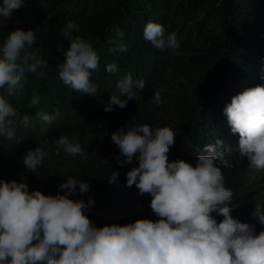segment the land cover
<instances>
[{"label": "clouds", "instance_id": "9594fccd", "mask_svg": "<svg viewBox=\"0 0 264 264\" xmlns=\"http://www.w3.org/2000/svg\"><path fill=\"white\" fill-rule=\"evenodd\" d=\"M25 4L26 0H0V17H10ZM113 31L112 50L127 51L123 31L118 26ZM78 33L76 23L67 20L62 35L70 43L66 49L57 47L65 57L58 65L59 77L77 92L95 94L97 87L90 77L100 56L93 43ZM143 36L160 50L179 48L176 32H166L155 20L146 22ZM36 42L33 28L17 27L0 43V137L17 143L23 138L17 135L13 119L17 110L8 97L23 88L26 73L43 74L39 69L48 62L34 48ZM105 68L108 73L118 72L114 62ZM144 85L131 73L118 79V94L112 92L105 111H113L114 105L126 107L127 98H136L134 89ZM154 100L163 103L160 90L154 91ZM39 101L40 96L33 93L27 106ZM223 112L231 132L239 134L240 155L250 168L264 169V84L233 95ZM57 116L58 112L37 110L35 115L25 113L19 124L29 127L38 119L47 125ZM45 131L42 127L41 132ZM175 135L170 126L152 128L147 123L122 125L111 135L120 149L119 165L138 161L126 173L127 186L135 184L139 194L151 196L156 219L97 225L89 215L94 197L85 200L71 195L91 188L90 181L79 175H69L58 186L67 191L56 194L30 190L26 179L0 178V264H264V228L257 232L254 223L232 215L237 206L231 204L233 191L225 185L222 172V166L230 167L225 156L233 151L232 145L225 146V140L217 138L199 149L194 163L184 158L169 160ZM57 143L66 154L85 155L82 146L68 136L59 137ZM47 155L38 145L23 156L24 165L36 172ZM118 180L119 170L112 171L108 182ZM218 216L223 219L218 221ZM253 216L264 225V209L255 208Z\"/></svg>", "mask_w": 264, "mask_h": 264}, {"label": "trees", "instance_id": "16d2710c", "mask_svg": "<svg viewBox=\"0 0 264 264\" xmlns=\"http://www.w3.org/2000/svg\"><path fill=\"white\" fill-rule=\"evenodd\" d=\"M13 13L6 18L10 30L13 25L33 28L35 45L44 53L59 55L42 75L26 73V83L38 95L53 85L54 92L46 100L49 113L74 95V116L104 135L126 124L170 126L176 135L169 160L184 158L194 163L199 149L223 138L225 146L233 147L225 156L230 167L222 166L225 185L231 188L236 184L242 169L236 148L239 134L231 132L223 108L233 95L264 84V0H26L25 6ZM69 19L100 56L99 66L90 77L97 87L95 94L66 88L59 77L58 65L65 57L57 47L66 49L70 43L62 35ZM149 20L162 23L166 32L175 31L179 48L160 50L145 40L143 29ZM117 26L124 33L127 51H113L109 43ZM113 62L118 72L108 73L105 66ZM128 73L134 80L143 79L144 88L134 89L136 98L121 97L127 98L126 107L114 105L113 111H105L112 92L118 94V79ZM156 90L162 92L163 103L154 100ZM68 115L72 116L70 112ZM74 123L70 124L72 128L76 127ZM109 160L91 168L75 164L66 176L44 160L36 172L11 167L7 172L0 171V178L26 179L30 190L40 188L46 194H56L67 191L58 186L69 175H79L90 181L91 188L86 194L71 195L85 200L89 195L94 197L89 215L97 225L127 223L141 217L156 219L150 207L151 196L139 194L135 184L127 186L126 174L117 183L108 182L111 175L107 164L117 162Z\"/></svg>", "mask_w": 264, "mask_h": 264}, {"label": "rangeland", "instance_id": "374dc122", "mask_svg": "<svg viewBox=\"0 0 264 264\" xmlns=\"http://www.w3.org/2000/svg\"><path fill=\"white\" fill-rule=\"evenodd\" d=\"M5 27H7L6 18L0 17V43L4 40L5 35L3 30ZM17 27L19 26L13 25L11 30ZM11 30L7 27L8 32ZM34 48H37L42 58L48 62L47 66L40 70L42 73L50 69L59 58L57 54L53 56L42 52L41 47L34 45ZM50 86V90L47 89L46 93L39 94L40 101L36 106H27L32 94L37 90L30 89L28 83H26V78L24 80V86L19 93L8 97L13 107L17 110L16 115L13 117L17 121V135L23 139L17 143L15 140H7L4 137H0V171L7 172V169L11 167L27 171L23 162V156L29 149H35L38 145L44 147L48 154L44 159L45 162L51 164L65 176L75 164L77 166L91 168L101 163H107L110 158L116 159L119 156L120 149L111 140L112 134H101L97 130L91 129L86 120L77 119L74 116L76 113L75 106H77L74 102V95L68 96L66 104L61 103L57 111H54L58 112V116L51 124H42L38 119L32 121L29 127H23L19 124V121L25 113L35 115L37 110L50 112V109H45L46 106H49L46 100L54 92L52 90L53 85L50 84ZM65 87L67 88L68 86ZM0 92H3V89H0ZM69 112L72 114L71 117L68 115ZM70 119L71 121H69ZM73 122H75L74 126H76L74 128L70 125ZM125 126L128 127L129 125L126 124ZM42 127L47 128V131L41 132ZM61 136H68L70 140L79 143L84 149L85 155L79 153L75 156L66 154L63 146L57 143V140ZM240 158L242 169L238 172L239 175L236 179V184H231L233 191L231 204L232 206H237L233 209L232 215L242 221L254 223L257 232H259L261 228H264V225L259 222L257 217L253 216V211L255 208L264 209V169L250 168L247 158L243 156ZM108 162L111 163L110 160ZM136 164H138V161L134 159L131 163L123 166L117 162L107 165L109 166L108 171L110 175L112 171L119 170L118 181H121L127 171ZM226 186L229 187L227 184Z\"/></svg>", "mask_w": 264, "mask_h": 264}]
</instances>
